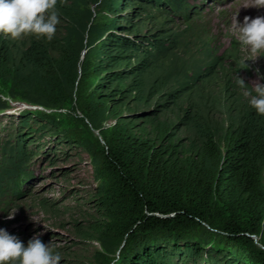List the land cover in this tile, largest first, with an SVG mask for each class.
I'll list each match as a JSON object with an SVG mask.
<instances>
[{
    "label": "rangeland",
    "instance_id": "obj_1",
    "mask_svg": "<svg viewBox=\"0 0 264 264\" xmlns=\"http://www.w3.org/2000/svg\"><path fill=\"white\" fill-rule=\"evenodd\" d=\"M169 1L57 0L60 22L51 40L0 34V110L8 107L0 114V228L25 246L38 236L60 254V264H117L122 243L110 244L111 232L102 241L92 231L109 218L101 210L104 182L90 161L100 152L101 132L116 121L182 152L195 151L207 134L220 140L244 126L264 132V115L243 95L264 84V51L242 46L234 23L264 17V7H251L253 0H176L186 9L180 14ZM33 44L48 57L58 45L71 46L75 77L59 93L65 106L29 101L39 89ZM22 110L49 114L56 135L68 139L53 142L39 130L21 139Z\"/></svg>",
    "mask_w": 264,
    "mask_h": 264
},
{
    "label": "trees",
    "instance_id": "obj_2",
    "mask_svg": "<svg viewBox=\"0 0 264 264\" xmlns=\"http://www.w3.org/2000/svg\"><path fill=\"white\" fill-rule=\"evenodd\" d=\"M169 2L185 13L178 1ZM33 46L39 89L38 99L29 101L44 108L65 106L59 93L75 77L69 71L76 64L71 46L58 45L49 57ZM18 115L21 139L35 130L50 133L53 142L68 139L56 135V125L43 111ZM30 121L41 124L31 129ZM101 139L100 152L90 161L104 182L100 202L109 222L92 231L102 241L111 232L109 243H122L117 264H264L263 131L232 128L220 140L207 134L195 151L182 152L173 143L163 144L162 136L154 143L135 135L118 120Z\"/></svg>",
    "mask_w": 264,
    "mask_h": 264
},
{
    "label": "clouds",
    "instance_id": "obj_3",
    "mask_svg": "<svg viewBox=\"0 0 264 264\" xmlns=\"http://www.w3.org/2000/svg\"><path fill=\"white\" fill-rule=\"evenodd\" d=\"M56 4L57 0H0V34L12 39L35 35L51 40L60 22ZM251 7H264V0H253ZM234 23L242 46L253 54L264 51V17L245 16L242 23L236 18ZM237 83L241 88L246 84L239 77ZM254 92L256 95L249 91L243 95L250 97L249 103L259 115H264V84L255 83ZM60 261V254L38 236L25 246L16 236L0 228V264H60Z\"/></svg>",
    "mask_w": 264,
    "mask_h": 264
}]
</instances>
